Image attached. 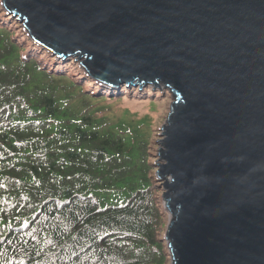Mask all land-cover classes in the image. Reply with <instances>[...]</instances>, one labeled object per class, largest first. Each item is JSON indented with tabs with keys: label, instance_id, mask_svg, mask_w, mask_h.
<instances>
[{
	"label": "water",
	"instance_id": "obj_1",
	"mask_svg": "<svg viewBox=\"0 0 264 264\" xmlns=\"http://www.w3.org/2000/svg\"><path fill=\"white\" fill-rule=\"evenodd\" d=\"M110 84L172 94L155 175L169 264H264V0H1Z\"/></svg>",
	"mask_w": 264,
	"mask_h": 264
},
{
	"label": "trees",
	"instance_id": "obj_2",
	"mask_svg": "<svg viewBox=\"0 0 264 264\" xmlns=\"http://www.w3.org/2000/svg\"><path fill=\"white\" fill-rule=\"evenodd\" d=\"M19 31L0 18V264H169L152 136Z\"/></svg>",
	"mask_w": 264,
	"mask_h": 264
},
{
	"label": "rangeland",
	"instance_id": "obj_3",
	"mask_svg": "<svg viewBox=\"0 0 264 264\" xmlns=\"http://www.w3.org/2000/svg\"><path fill=\"white\" fill-rule=\"evenodd\" d=\"M0 18L3 22L8 23V25L14 30L19 31L20 26H22V29L27 31L23 24L19 22L18 18L16 19L11 12L5 10L1 0ZM13 20H15V22ZM21 33L22 31H19V34ZM49 54V56L52 55L51 52ZM52 56L53 59H49L46 63H49L52 69L60 68V60L57 59L54 54ZM65 58L67 59L64 60L63 65H65V71H68L70 75L77 76L84 71V67L75 56H68ZM69 60H72V62H69ZM57 64L59 65L57 66ZM85 75L88 78H91L87 73H85ZM88 78H81L79 83L87 84ZM96 82L95 86L93 85L94 83L88 82L89 84L85 85V90L88 91L96 87L97 92L106 94L109 98L113 97L111 100L107 101V103L104 102L107 106L103 107V112L110 118L114 119L112 125H121V127H127L130 132L136 131L138 134L152 136V142L155 146L154 153L156 154V148L158 145L157 139L160 138L159 132L161 131V125L165 121L169 110V103L172 98L169 89L162 84L155 87L151 84L138 86L125 83L115 85L99 81ZM121 85L123 86L121 87ZM156 162V159H154L155 164ZM163 212L165 213L166 222L168 213L164 210V207Z\"/></svg>",
	"mask_w": 264,
	"mask_h": 264
}]
</instances>
